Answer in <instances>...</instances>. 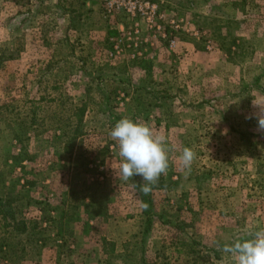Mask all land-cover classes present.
Wrapping results in <instances>:
<instances>
[{
	"label": "rangeland",
	"instance_id": "obj_1",
	"mask_svg": "<svg viewBox=\"0 0 264 264\" xmlns=\"http://www.w3.org/2000/svg\"><path fill=\"white\" fill-rule=\"evenodd\" d=\"M261 113L264 0H0V182L41 220L0 234V264H233L225 243L264 229ZM125 117L167 140L147 236Z\"/></svg>",
	"mask_w": 264,
	"mask_h": 264
},
{
	"label": "clouds",
	"instance_id": "obj_2",
	"mask_svg": "<svg viewBox=\"0 0 264 264\" xmlns=\"http://www.w3.org/2000/svg\"><path fill=\"white\" fill-rule=\"evenodd\" d=\"M258 118L259 126L264 129V113ZM110 136L118 143L122 158L121 175L125 178L142 177L140 190L147 194L151 184L169 167L166 137L155 134L148 124L127 117L115 124ZM179 159L183 168L190 171L195 153L186 147ZM223 251L229 254L233 264H264V229L257 230L251 238L224 245Z\"/></svg>",
	"mask_w": 264,
	"mask_h": 264
},
{
	"label": "trees",
	"instance_id": "obj_3",
	"mask_svg": "<svg viewBox=\"0 0 264 264\" xmlns=\"http://www.w3.org/2000/svg\"><path fill=\"white\" fill-rule=\"evenodd\" d=\"M83 114V110L81 108L78 110V114ZM8 187H6V184L4 182H0V228L3 225L4 228L0 229V234H4V236L8 235V237H12V235L17 238L20 235L27 234L30 229L36 230L39 228V223L41 220L28 221L26 217L24 216V208L25 205L23 204V199L20 197L19 193L13 195V197H10V194L13 193H7ZM151 197L147 196L146 194H143L142 196V203H143V235L147 236L151 233L152 228L154 226L155 219L158 217L157 213L154 211V207L151 205ZM109 202V201H108ZM90 213H93L92 216L94 218H104L107 213L109 212V204L102 205L100 202L95 203V207L91 206L89 207ZM47 214V213H46ZM54 218V217H52ZM51 217H48L49 219V226H52V221L57 223L56 219H52ZM157 220V219H156ZM61 232L55 231V238L60 239L59 242L64 241V238H61ZM250 237H240L238 239H248ZM237 240V239H236ZM234 241H230L225 243V245L232 244ZM12 245L8 244L9 249ZM7 246H4V249H6ZM27 249L24 248L25 251ZM2 264H10L9 257L6 252H4V256L1 258ZM25 261V260H24Z\"/></svg>",
	"mask_w": 264,
	"mask_h": 264
}]
</instances>
